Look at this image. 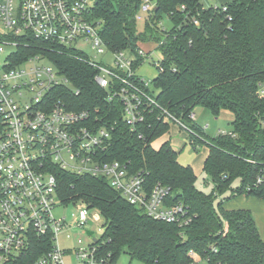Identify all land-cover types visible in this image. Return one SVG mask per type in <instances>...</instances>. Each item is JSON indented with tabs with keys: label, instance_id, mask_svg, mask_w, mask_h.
<instances>
[{
	"label": "trees",
	"instance_id": "1",
	"mask_svg": "<svg viewBox=\"0 0 264 264\" xmlns=\"http://www.w3.org/2000/svg\"><path fill=\"white\" fill-rule=\"evenodd\" d=\"M143 1L97 0L92 16L101 20V36L109 49L136 53L134 69L146 59L137 55L138 42L157 43L162 56L152 81L158 103L168 112L186 122L197 106L215 116L224 109L232 113L230 132L212 138L203 163L214 187L205 193L196 186L194 168L179 162L169 139L154 146L171 128L159 117L161 111H148L132 127L122 115V103L108 101L106 91L96 84V70L86 53L22 35V45L8 59L19 64L42 54L52 61L81 90L76 95L70 87L60 88L58 95L73 109L90 110L99 125L110 128L111 142L100 157L125 163L130 174L142 172L148 191L157 182L170 186V201H183L193 218L189 224L155 219L104 177L55 166L58 198L64 204L84 202L99 212L102 233L95 242L115 264L123 251L144 264H191L192 252L210 264H264V239L251 209L225 206L239 195L264 201V186L246 189L258 164L264 163V93L259 87L264 80V0H232L224 3L226 10L223 4L206 5L204 0H154L158 8L138 32L135 15ZM164 15L172 23L168 30L160 26ZM237 179L240 184L234 186ZM228 191L231 196L216 207L217 196ZM51 249L50 236L33 234L30 245L4 264H34Z\"/></svg>",
	"mask_w": 264,
	"mask_h": 264
},
{
	"label": "built area",
	"instance_id": "2",
	"mask_svg": "<svg viewBox=\"0 0 264 264\" xmlns=\"http://www.w3.org/2000/svg\"><path fill=\"white\" fill-rule=\"evenodd\" d=\"M96 1L0 0L4 27L0 56L7 48L13 49L0 72V264L30 245L33 234L52 239V249L34 264H68L65 256L71 254L76 264H115L110 253L98 251L96 231L87 228L89 224L101 223L98 211L76 202L72 203L76 210L70 220L55 213L56 207L67 205L57 195L55 166L75 174L104 177L130 203L155 219L192 222L193 216L183 201H170V186L157 182L148 191L142 172L130 174L125 163L100 157L111 142V130L99 125L98 116L90 110L73 109L59 96L60 88L70 87L76 95L81 90L52 61L42 54L19 64H13V57L8 59L22 45L18 39L22 35L51 40L86 54V44L101 53L108 50L112 58L105 64L89 59L96 70L94 80L106 91L108 101L118 99L122 103V115L132 127L142 122L148 111L158 109L159 117L180 127L192 143L204 142L205 127L198 125L194 111L186 122L158 103L153 79L139 75L138 69L133 68L135 52L130 48H108L101 36L102 22L92 16ZM155 5L154 0H144L139 9L152 15ZM222 7L227 9L224 3ZM135 19H141L138 12ZM136 51L141 57H149L140 45ZM159 63L160 59L156 67ZM259 87L264 93V80ZM226 132L230 131L219 130ZM260 186H264V163L258 164L257 174L246 189ZM67 228L86 229L93 239L85 243L79 238L77 246L63 247L59 236ZM89 230L93 233L88 234Z\"/></svg>",
	"mask_w": 264,
	"mask_h": 264
},
{
	"label": "rangeland",
	"instance_id": "3",
	"mask_svg": "<svg viewBox=\"0 0 264 264\" xmlns=\"http://www.w3.org/2000/svg\"><path fill=\"white\" fill-rule=\"evenodd\" d=\"M210 1L226 3L232 0H210ZM210 1L204 0V3L208 5ZM138 13L141 16V19L137 20V31L143 32L145 29V25L148 22V18L150 14L148 13V11H145L143 9H139ZM160 26L167 30L172 27V23L168 18V16L164 15L160 19ZM3 30L4 27L0 20V34L2 33ZM138 44L143 49H145L149 54V57L145 60V63H143L138 68L137 70L138 74L144 76L147 79L152 80L158 74V70L155 63L158 59L161 58L162 56L161 52L159 51V49H157V43L153 40L147 42L139 41ZM83 49L87 52L88 58L95 61L96 63L105 64V62L110 61V59L112 58V55L109 53L108 50H105L104 53H101L96 49L91 48L90 44H86L85 47H83ZM12 50H13L12 48H7L4 54L0 56V72L3 70L6 57ZM194 112L196 113V117H197L196 120L198 125L205 127L204 139L207 140V143L201 141L192 143L186 132L181 130L180 127H178L177 125L171 124V128L169 132L166 134V136L156 140L154 144L155 145L160 144L163 140H165L166 137L171 138L170 139L171 144L178 151L179 162L183 165H191L194 168V171L197 175L196 186L205 193H211L214 184L211 178L208 176V174L203 171L204 159L208 153V144L211 143L213 137L219 134L220 129L228 131L232 128L233 115L229 110L224 109L221 111V113L218 116H215L210 109L204 106H197L194 109ZM239 184H240V180L237 179L234 182V186H238ZM231 194L232 191H228L221 196H217L215 200V206L217 207L218 202L221 199L231 196ZM228 203L229 206L232 207L245 206L246 208L251 209L253 215L256 216L258 227L264 236V201L262 199L253 196H248L247 198L244 195L240 197L238 196L232 197L231 199L227 200L225 202L226 207H228L227 205ZM75 210H76V206L71 203L56 207L55 213L59 217L66 216L70 220L72 213ZM101 224H102V218L100 224L88 225L87 227L88 229L92 228L96 231L94 237H99L101 235L102 230H99ZM79 238H82L85 243H89L93 239L86 234V229L67 228L60 233L59 242L60 245L63 247L77 246ZM65 260L68 264H76V259L73 254L66 255ZM194 261L196 262V264H210L206 258L200 256L196 252L194 255ZM116 264H144V263L139 259L131 258L126 251H123L119 256Z\"/></svg>",
	"mask_w": 264,
	"mask_h": 264
},
{
	"label": "crops",
	"instance_id": "4",
	"mask_svg": "<svg viewBox=\"0 0 264 264\" xmlns=\"http://www.w3.org/2000/svg\"><path fill=\"white\" fill-rule=\"evenodd\" d=\"M208 1H210V0H208ZM223 3H225V2H221V3H219V2H217V1H216V2H211V1H210V3H209L208 5H211V4L216 5V4H223ZM165 136H166V135H164V136H162V137H160V138H163V137H165ZM160 138H158V139H160ZM167 138H169V137H166L165 140H163V141H162L160 144H158V145H155V144H154V146H155V147H159L164 141L168 140ZM158 139H157V140H158ZM170 139H171V138H169V140H170ZM154 143H155V142H154ZM240 196H244V195H239L238 197H240ZM245 196H246V195H245ZM246 197L248 198V196H246ZM233 200H234V199H233ZM227 205H228V207H229L230 209H232V208H235V209H236V208H246L245 206H235V207H232V206H229V203H228ZM255 219H256V216H255ZM257 225H258V223H257ZM258 228H259V227H258ZM259 230H260V229H259ZM260 233H261V230H260ZM261 236H262V238L264 237L262 233H261ZM263 239H264V238H263Z\"/></svg>",
	"mask_w": 264,
	"mask_h": 264
},
{
	"label": "water",
	"instance_id": "5",
	"mask_svg": "<svg viewBox=\"0 0 264 264\" xmlns=\"http://www.w3.org/2000/svg\"><path fill=\"white\" fill-rule=\"evenodd\" d=\"M157 8H158V7H157V6H155V10H157ZM92 233H93V231H92V230H89V231H88V234H92Z\"/></svg>",
	"mask_w": 264,
	"mask_h": 264
}]
</instances>
